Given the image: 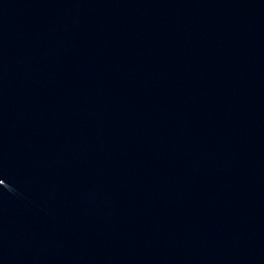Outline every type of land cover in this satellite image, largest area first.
<instances>
[{"label": "water", "instance_id": "95a60500", "mask_svg": "<svg viewBox=\"0 0 264 264\" xmlns=\"http://www.w3.org/2000/svg\"><path fill=\"white\" fill-rule=\"evenodd\" d=\"M0 264H264V0H0Z\"/></svg>", "mask_w": 264, "mask_h": 264}]
</instances>
